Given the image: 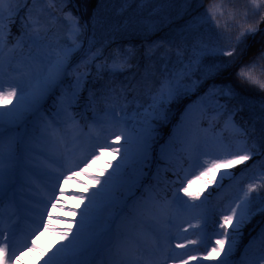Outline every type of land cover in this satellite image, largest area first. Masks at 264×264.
I'll return each mask as SVG.
<instances>
[{"label":"snow or ice","instance_id":"1","mask_svg":"<svg viewBox=\"0 0 264 264\" xmlns=\"http://www.w3.org/2000/svg\"><path fill=\"white\" fill-rule=\"evenodd\" d=\"M14 2L16 0H0V210L4 208L5 196L12 188L5 182L6 179L10 180L12 175L11 169L6 170L4 167L5 159L11 162L18 145V142L12 137L5 140V124H22L29 118L38 116L40 103L45 95L58 87L65 76L73 75L75 86L65 94L55 116L40 118L42 131L33 137L35 142L43 147H53L56 151L63 149L57 160H52V157L44 151L35 153L42 159L36 161L37 167L33 176L38 180L46 181L48 188L45 198L37 202L43 205V210L33 211L28 227L24 230H19L13 225L15 211L7 218L3 211H0V264H17L26 251L36 249L37 237L42 232L49 231L56 234L63 242L54 248L43 264H97L96 256L103 250L101 242L105 238H110L109 244L105 247L113 257L108 261V264H192L193 261H199L200 264H203L204 261H218V264H264V229L250 240L240 261L234 258V253L238 248V238L242 235L241 229L253 215L264 214V195H260V190L264 189V183H249L246 189H242L235 200L227 205L226 210L221 212L218 221V228L222 231L215 232L216 238L211 244L206 243L210 197H205L204 200L196 203L200 200L203 189L201 192H192V186L196 182H203L209 177L214 180L221 169L230 170L237 165H242L252 160L253 155L264 156V151H262L264 149V127L260 130L259 138L262 143L259 146L255 142L250 144L247 133L236 127L235 124L231 125L236 133L235 138L232 141L219 144L195 133L185 132L183 134V143L191 162L190 166H196L200 170L191 178H188L185 173L183 180L177 173V181L180 184L177 193L172 199L165 196L162 199L157 198L152 203L151 207L154 209L151 217L153 232L148 234L153 235L151 249H142L136 239L122 233L112 235L116 222L131 201L124 202V207L115 218L110 221L105 220V213L118 202L117 193L123 189L130 192L134 184L138 182V174L142 173L152 148V132L154 131L152 122L162 116L165 106L175 96L181 92L195 90L200 81L193 79V76L199 73L202 78H206L218 70L219 65L217 64L205 66L202 63L203 54L211 51L223 56L235 57L236 46L242 43V38L245 35L256 33L257 26L248 23V9L246 8L242 14L243 23L239 24L242 30L236 37L235 43L232 44L229 38L230 47L221 48L217 43L209 49L207 45H204L196 49L197 54L188 63L181 62L183 67L179 71L165 69L168 76L160 82L148 108L142 112L140 107L136 110L141 119L135 122L128 120L124 107L104 110L103 116H94L93 124L88 128V144L85 147L81 143L83 129L78 127V123L69 109L73 100L77 98L79 90L83 88V83L87 78L88 62L84 63L83 71L79 68H72V53L76 48H79L76 40H73L72 46L59 49L54 57H49L46 60L40 57V50L45 47L47 30L41 24L39 17L35 19L32 17L31 10H29V24H24L26 32L21 38L22 40L26 38L29 48L28 63L18 62L15 55L12 54L16 48L23 50L25 45L19 40L13 49H9V52L5 53L6 34L3 17L5 12L9 18L16 13L17 9L12 7ZM123 2L127 3L128 0H123ZM32 3H37V0H32ZM248 8L251 9V14H259L261 21L264 22V0H250ZM236 15L234 12L229 13L232 19H235ZM223 16V11L213 4L205 14H202L200 22L203 24L214 22V26L219 28L221 26L219 18ZM72 28L74 29L73 35L78 34V22L73 21ZM226 28L227 25H225ZM212 35L219 40L223 33H213ZM33 48L37 49L36 56L32 54L31 49ZM179 54L178 52L177 55L179 56ZM95 56L96 54H93L90 60H94ZM260 58L264 59V50L260 52ZM126 65L127 60H122L118 63L114 62L113 68L123 69ZM6 67L7 72H5ZM253 68H255V62L251 66L242 67L239 75L264 90V79L255 76L251 71ZM5 76L8 77L7 81L4 79ZM230 94V92L225 93V95ZM124 99L127 101V97ZM260 119L264 121V114L260 116ZM229 122L231 123V121ZM61 128L71 130V144L67 142L62 132L57 131ZM121 141H123L122 144ZM116 144L120 146L113 147ZM209 147H215L218 154L212 155L211 152L206 151ZM108 149L120 158L119 163L115 164L110 173L101 170V176L88 173V169ZM77 153H80L78 158ZM201 157L210 158L203 159L201 162ZM49 161L56 165L55 169L50 167ZM252 167L257 168L260 179L264 181V162ZM80 172L87 174L97 185V188L94 191L87 189L89 195L70 194L74 198L86 201L82 211L67 209L73 215L78 214V220L67 221L66 218H63L65 222L73 224L75 230L56 228L52 221H59L62 218L56 216L52 209L62 202L65 195H69L64 190V184L75 179ZM225 178L235 179V176L231 171H225L220 177L221 186ZM180 192L187 195L189 200L180 196ZM254 192L257 193L256 196L252 195ZM9 207L16 209L18 205L14 200H9ZM132 209L133 214L139 216L145 211V205L142 202H136L132 204ZM184 214H194V218L203 221V226L197 225L199 232H195L194 235L198 239H190L178 234L176 236L177 243L173 247L171 228L174 219ZM188 223L189 227H193L190 221ZM105 225L107 226L105 227ZM189 245H204L205 254L196 255L198 249L190 248ZM253 248L256 249V256L250 257L249 250ZM176 249H181V251Z\"/></svg>","mask_w":264,"mask_h":264},{"label":"trees","instance_id":"2","mask_svg":"<svg viewBox=\"0 0 264 264\" xmlns=\"http://www.w3.org/2000/svg\"><path fill=\"white\" fill-rule=\"evenodd\" d=\"M55 1L60 14L74 10L72 0ZM74 1L89 26V47L91 51H97L96 59L108 57L112 50L124 46L134 50L132 61L125 66L129 77L127 85L125 82H119L117 88H122L128 98L138 100L142 112L151 103L145 97L146 89L151 92L155 90L158 83L168 76L166 68L179 71L183 64L188 63L197 54L196 49L204 45L209 49L217 43L221 48L231 46L224 36L225 26L216 28L214 22L203 24L200 17L215 4L224 13V16L219 18L222 22L226 16L229 17L228 13L233 7L237 10L240 0H128L127 3L123 0ZM226 24L231 25L228 22ZM263 25L264 22L260 20V27ZM213 33H223V36L217 40ZM238 35L239 33L231 39L232 44ZM236 47L235 57L211 51L203 54L202 63L205 66L217 64L219 68L206 78L197 73L193 79L200 82L195 90L181 92L174 97L172 103L165 106L162 116L155 120L163 125V135L168 134L175 112L182 104L190 101L188 97L203 94L207 98L220 99L229 106L230 111H236L237 119L245 129L250 144L255 142L259 146L262 143L259 137L260 130L264 127V121L260 119L264 114V90L242 78L239 72L242 67L251 66L255 62V68L251 71L257 77L260 74L264 77V59L260 58V52L264 50V30L256 34L254 39H251V35H245L242 43ZM80 48L73 51L72 57L78 54ZM93 71L90 69L89 74ZM227 92L231 94L225 95ZM261 162H264V156L253 155L252 160L247 161L245 166L236 169L238 172L245 171L241 176L239 192L246 189L249 183H264L257 168L252 167ZM115 164L112 163V169ZM175 168H170L168 175H175ZM252 195L256 196L257 193ZM260 195H264V189L260 190ZM263 219L264 214L257 213L244 225L236 252L249 242Z\"/></svg>","mask_w":264,"mask_h":264},{"label":"rangeland","instance_id":"3","mask_svg":"<svg viewBox=\"0 0 264 264\" xmlns=\"http://www.w3.org/2000/svg\"><path fill=\"white\" fill-rule=\"evenodd\" d=\"M24 3H25V0H16V2H14L12 4V7L14 9H17L15 15H18V13L21 11V9L24 8V6H23ZM249 3H250V0H243L240 4L241 6H240L239 10L237 12H234L237 14L236 18L235 19H232L231 17L228 18V20L233 25V27L231 28V26H229L224 31V33H225L224 36L226 37V39H228V40H229V38L233 39L234 36L236 35V33L238 31H240L241 28L239 27V24L243 23V20L241 19V17H242V14L246 8L249 11L248 23H250L252 25H256L258 27V22H257L258 14H256V15L251 14V9L248 8ZM29 10H31V15L34 19L36 17H39L41 24L43 26H45V28L47 30V39L44 42L45 47H43L39 53L40 57L44 58L45 60L49 57H54L56 52L59 49H62L63 45L70 43V42H73V40L81 39L84 32H85L84 31L85 25L80 21V18L76 17L72 12L67 13L62 18L59 17L54 12V2L52 0H37V3H35V4L32 3V0H29V6L25 10L26 17L28 19V24H29ZM9 20H10L9 16H8L7 12H5L4 17H3V22L5 24V34H6V42H5V49H4L5 53H8L9 49H13L14 46L17 44V41L19 40L25 46L23 47L22 51H21V49L16 48L14 53H12V54L15 55L16 60L18 62H22L23 64H27L28 63L29 48L27 47V44H26V38H25V40H22L21 38H22V36H24V35H22L18 39H16L15 42L12 43V38L10 37L12 35V33L8 29L9 28ZM73 21L78 22V25H79V32L76 35H73V33H74V29L72 28ZM223 22L224 21L221 22V25L223 24ZM25 32H26V29H25ZM31 51H32L33 56H36L37 49L33 48V49H31ZM127 52H129V50L122 52L120 55L113 56L112 59H110L104 65L98 64L99 65L98 70L101 73H107L110 76H114V75L118 74L119 69H114L113 64H114V62H117V63L120 62L121 58L128 60V57L126 55ZM90 57H89V59H83L81 61V63H78L76 66H74L72 68H74V69L79 68V70L83 71L84 70L83 69L84 63L86 61L88 62V64L91 62ZM7 71H8V69L6 67L5 72H7ZM69 75L65 76L63 78V81L67 77H69ZM258 77L261 79H264V77L261 74ZM4 79H5V81H7L8 77L5 76ZM63 81L58 87L54 88L48 94L45 95V97L43 98V100L40 103V111L38 113V116L31 117L25 123H22V124H14V125L5 124V126H4L5 140H7L9 137H12L13 139H15L18 142L17 150L14 154V157L12 158L11 162H9L8 159H5L4 167L6 170L11 169V173H12L11 177H12L18 171L19 160L22 161L21 164H23V168L20 169V173L22 174L21 175V177H22L21 189L23 186V189H22L23 191L19 190V194L21 197L23 196V197L32 199L33 201L35 200V198L33 196H30V195L24 193V192H26V190H24V187L29 186V184H28V172H29V174L31 173L30 175H33V172L36 170V167H37L36 161L42 158V157H37L35 155V153L38 151H44L49 156L52 157V160H57L60 158V155H61L63 149L61 148L59 151V155H57L58 157H55L51 153L50 147H43L41 144H37L35 142L33 137L36 136L37 134L33 133L31 130L32 127H27V124L28 123L35 124V126H38V129H39L38 132L42 131L40 118L48 117L46 115V113L44 112L43 108H44L45 104L47 103V101L51 98V96L62 87ZM73 85H74V83H73ZM83 88L79 90V94H78L77 98L75 100H73V102H72L71 108L69 109V111L71 112V115H72L73 106L77 102L79 95L82 92ZM62 93H63V95L58 100V106H57L56 112L61 107V102H62V100H64L65 94L67 92L65 89H63ZM111 97H112V94H111V96L106 95V96H104V98H102V97L100 98L99 101L102 104L100 107V111H98L99 116L104 115V110H111L112 108L124 107L125 111H126V109H128V106L116 105ZM172 100L170 102H172ZM235 113L236 112L228 114L227 113V106H225V104L223 102H221L217 99H205L203 96L196 97V99H194L193 103L188 105L185 108V110L181 114L178 122L173 126L172 135H171L170 139L168 140L167 146L164 149V154L161 155V158H162V161L164 162V164L168 165L171 163H177L179 161L181 155H183L189 161V165L184 169L181 180L184 179L185 173L187 174L188 178H191L194 174L198 173V171L200 170L198 167L190 166L191 162H190L189 157L187 155L185 144L183 143V134L185 132H187L188 134L195 133V134H198L200 137H207L210 140L215 141L216 144H219L220 142L232 141L234 139V137L236 136V133H235V131L231 125L235 124L236 127L243 130V128L235 120ZM134 115H135V113H132L131 115L126 116V118L130 121H134V119H133ZM75 120L78 123V127L80 129H83V127L79 123L78 119H75ZM229 121H231V123ZM217 122L221 123L220 128L216 127ZM61 124H63V121H61ZM180 128L182 129V135L181 136L176 135L177 130ZM153 129H154V131L152 132V148H151V152H150V155H149V158H148L146 165L154 159L155 154H156V146L154 145V143H155L156 138L159 135L158 133L160 132L159 131L160 128L156 124L153 123ZM57 131L62 132L65 135L67 142L69 144H71L72 132L69 128H61V129H58ZM88 135L89 134L83 129V133H81V143L85 147H87V144H88ZM228 135H230L231 139L227 138ZM122 143H123V141H121V144ZM119 146H120L119 144L113 145V147H119ZM206 151L211 152L212 155L218 154L215 147H209L208 149H206ZM79 155H80V153H77V158L79 157ZM207 158H210V157H201V162L203 161V159H207ZM106 159H110V161L115 162V161H119L120 158L117 155L113 154L110 149H108L103 153V156L99 160H97L91 168L88 169V173H91L92 175H95V176H101L102 175L101 170H104L106 173H110L111 170L106 165V162H107ZM50 162L51 161H49V163ZM55 167H56V165L53 164V169H55ZM164 172H165V166L160 167V170L158 171L159 175H158L157 181L159 180V178H161V176L164 174ZM223 174H224V170L221 169L216 174V176L214 178L215 181L221 183L220 177ZM143 175H144V171H142L141 174H138V182H136L134 184V186L131 188V191H133L140 184V182L142 181ZM134 179H136V178L134 177ZM210 180H211V177L206 178V180L203 182L198 181L192 186V192L193 193L201 192V190L203 189V191L201 192V195H200V200L196 201V203H199L200 201L204 200L205 197L211 198V196H210L211 192L207 193V190L205 189L206 188L205 185L210 186V182H208ZM40 181H42V180H40ZM5 182H6V185H9L11 182H13V179H12V181H11V179L10 180L6 179ZM44 183L47 184L46 181H44ZM223 184H224L223 186H225L227 184V182H225ZM238 185H239V178L235 177V179H232L231 181H229V184L226 187L222 186V189L220 191H218L216 194H214L215 198L218 201L222 200L223 197L228 195L229 191L237 188ZM64 187H66L67 189H70V190H72L78 194L89 195L90 193L87 191V189H91L94 191V190H96L97 185L94 184L92 179H90L87 174H85L84 172H80L75 177V179L70 180L67 183H65ZM46 188H47V186H46ZM178 188H176L174 190L173 196L177 193ZM145 189H146L145 193L141 192L142 193L141 196L138 195V196L134 197L132 200L133 203L142 202L145 205V211L143 212V214L139 215V216L134 215L132 205H131V207H130L131 215L129 214L130 215L129 216L128 214H123L119 218V220L116 222V225H115V228L113 230L112 235L115 236L117 234L122 233L124 235L130 236V237H133L134 239H136V242L139 244V246L142 249H151V247L153 245V235H148L149 233L153 232L151 217L154 213V209L151 207V205L157 198L162 199L166 195L161 191V188L158 186L157 183H153L152 185H148L147 187H145ZM126 190L127 189H123L121 191H126ZM179 195L182 196L185 200H189V197L187 195H185L183 192H180ZM235 198L227 200L221 208L217 209L219 220H220L221 212L225 211L227 208V205L229 203H231L233 200H235ZM67 199L70 202H72L75 205V207L80 211L83 210V208L86 204V201H81L79 199H78V202L76 203L73 196H71V197L68 196ZM117 200H118V202L111 209H109L108 212L105 213V220L106 221H110L111 219L115 218L116 215L119 213V211H121V209L124 207V205L122 204V195L120 196L119 192L117 193ZM23 206L25 208H27V210L28 209L31 210V208H30L31 205L28 202H24ZM208 209H209V220H208V226H209L211 219H214V218H213L212 211H211L212 208L209 205H208ZM52 211H54L55 215L60 216L61 218H66L67 221L75 220L73 218V216L71 215L70 211H68V210H62L59 207L58 208L56 207V208H53ZM189 221L191 222L193 227H189V223H188ZM15 222H16V219L13 218L14 227L16 225ZM52 224L56 228L61 227L58 224V222H56L55 220L52 221ZM67 225L70 228H72L73 230H75L73 224L68 223ZM197 225L203 226V221L199 220L198 218H194V214H184V215L177 216L174 219L173 226L171 228V235L173 237L172 246L175 247V244L177 243L176 236L178 234H182V237H188L190 239H198V237L196 235H194L195 232H199V227H197ZM106 226L107 225H105V227ZM208 226H207V237H208V239L206 240V243L211 244L212 242H214V239L216 238L215 232L220 231V230L217 229V226L213 230H210L208 228ZM213 226H215V225H213ZM184 229H187V231H184ZM263 229H264V226H263ZM49 233H52V232L49 231ZM47 236H48V233H46L44 235L41 233L37 237L36 249L33 251H26L24 253V256L20 259L22 261V263L25 262L26 264H28V262L31 261L30 264H37V263L43 264V262L47 258V256L50 255L51 252L53 251L51 249H48L46 246H44L45 238L50 239L49 241H51L53 243L52 247H54V248L56 246H59V240H60L58 238V236L54 233H52L51 236L49 235V237H47ZM39 240H41V241H39ZM109 240H110V238H105L102 240L101 248L103 250L100 251L99 254L96 256L97 264H108V261L110 259H113V257L108 252V250L107 249L104 250V247L109 244ZM186 242L187 241L185 240V243ZM189 247L190 248H192V247L197 248L198 251L196 252V255H198V256H202L205 254L206 248L204 245H189ZM176 250L181 251V249H176ZM243 255H244V252H243L242 256ZM249 256L250 257L256 256V249L255 248L249 250ZM17 264H19V262H17ZM192 264H200V262L199 261H193ZM203 264H218V261H204Z\"/></svg>","mask_w":264,"mask_h":264},{"label":"bare ground","instance_id":"4","mask_svg":"<svg viewBox=\"0 0 264 264\" xmlns=\"http://www.w3.org/2000/svg\"><path fill=\"white\" fill-rule=\"evenodd\" d=\"M176 135H179V136H181L182 135V129L180 128V129H178L177 130V133H176ZM50 151H51V153H53L56 157H58L57 155H59V151H56L55 150V148H53V147H50ZM49 163V162H48ZM49 165H50V167H52L53 168V165H51L50 163H49ZM29 183L30 184H32V185H37L38 186V188H34V187H28V188H25V190L27 191V192H29V194H33V195H35L36 197H37V201H34V202H31V201H29L28 200V202H31L34 206H36V207H38V208H35L34 210H36V209H39V210H43V205L42 204H38L37 202L38 201H42V199H40L41 197H43V198H45V196L48 194V191L46 190V191H43V190H41V188H40V186L38 185L39 183H38V180L37 179H35L34 177H30V181H29ZM64 190H65V192L66 193H69V195H65L63 198H62V202L57 206V207H59L60 209H62V210H67V209H76V210H78L76 207H75V205L72 203V202H70L68 199H67V197L68 196H72V195H70L71 193H76V192H74V191H72V190H70V189H67L66 187H64ZM76 194H78V193H76ZM79 195V194H78ZM75 199V201H76V203L78 202V199L77 198H74ZM12 210V209H11ZM78 211H80V210H78ZM70 213H71V215L73 216V218L75 219V220H78L79 218V215L77 214V215H73L72 214V212L70 211ZM33 215V214H32ZM57 216V215H56ZM58 217H60V216H58ZM72 218V219H73ZM56 222H58V224L61 226L60 228H70L67 224V222H65L64 221V219L62 218L61 220H59V221H57V220H55ZM46 233H48V236L47 237H49V235L51 236L52 235V233H49V232H43V234H46ZM50 239L49 238H45V240H44V246H46L48 249H51V250H54V247H52V245H53V243L51 242V241H49ZM63 241H61V240H59V244L60 243H62ZM42 261V260H41ZM22 262L20 261V263L19 264H21ZM31 263V261H29L28 262V264H30ZM22 264H26L25 262H23ZM38 264V263H37Z\"/></svg>","mask_w":264,"mask_h":264}]
</instances>
